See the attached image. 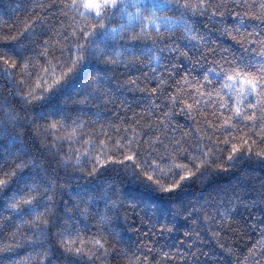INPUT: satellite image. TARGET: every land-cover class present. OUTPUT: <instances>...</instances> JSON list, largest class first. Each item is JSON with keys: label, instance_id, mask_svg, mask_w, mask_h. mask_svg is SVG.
Instances as JSON below:
<instances>
[{"label": "snow or ice", "instance_id": "obj_1", "mask_svg": "<svg viewBox=\"0 0 264 264\" xmlns=\"http://www.w3.org/2000/svg\"><path fill=\"white\" fill-rule=\"evenodd\" d=\"M62 8L70 24H61L55 39L36 17L0 36V77L13 83L22 105L0 104V220L15 224L0 241V264H51L53 257L57 264H222L221 253L237 255V264H264V180L257 189L243 179L246 170L207 197L186 194L245 161L264 169V0H64ZM206 15L243 54L211 61L199 77L190 65L177 79L173 57L214 52L215 41L197 26ZM254 22L261 32L251 40ZM179 41H187L183 50ZM117 70L133 75L120 82ZM129 89L146 101L130 119L92 111ZM33 124L44 133L43 150L59 156L63 178L28 148ZM73 176L83 183L72 188ZM257 213L260 239L249 241L240 259L230 237L255 228ZM132 231L139 244L130 241ZM21 243L30 252L13 255Z\"/></svg>", "mask_w": 264, "mask_h": 264}, {"label": "trees", "instance_id": "obj_2", "mask_svg": "<svg viewBox=\"0 0 264 264\" xmlns=\"http://www.w3.org/2000/svg\"><path fill=\"white\" fill-rule=\"evenodd\" d=\"M63 3L64 0H0V29H3V31H0V36L14 35L17 31H19L24 23H26L32 17H36L37 27L40 28L42 26L43 29H45L53 39H55V32L60 30V25L64 24L65 27H68V25L70 24V21L65 14V10L62 8ZM34 4L37 5L35 9H33ZM50 5H55V7H51ZM231 19L232 18L229 16L228 20L231 21ZM254 23L257 26L255 28V33L251 34L249 37L251 40L258 39L259 36L257 34L261 32V28L258 26V22ZM197 26L202 29V32L205 35L206 39H208L209 41H215V44H209V47H212L214 49V52L210 56L204 55L203 58H201V54L204 50L203 48H198L189 51V57H191V59L184 56L173 57L170 63L174 66L177 79L183 76L186 70H189L190 65L192 66L190 69L192 75L199 77L201 75L202 67L214 66L211 64V61L217 60L219 58L231 60L236 56L243 54L240 45L232 41L231 38L227 35H221L217 31V24L215 19L210 20L206 15L205 17L200 18V22ZM8 28H11V31H8ZM248 32L252 33V29L249 28ZM0 43H2V41H0ZM179 43L182 50L187 45V41H179ZM248 52L251 53V49H248ZM165 55H167V53H165ZM194 61H199V64H195ZM41 64H43V61H41ZM18 71L19 69H17V72ZM140 71H150V69L141 68ZM172 72L173 69L170 68L168 74L171 75ZM131 75H133L131 71L127 73V76ZM127 76L121 75L120 71L117 70V74L115 77H113V79H119L120 82H123L125 79H127ZM32 77H35V73H32ZM21 88H25V85H21ZM17 91L18 90L14 88L13 83L7 81V79L4 77H0V104H3L4 100L7 99L11 105L17 108L21 107L22 105L17 97ZM168 91L170 92L171 89H169ZM141 96L142 93H140L138 90L132 91L131 89H129L127 91H124L123 96H119L117 94V98L115 99L114 104L119 105V110L114 106L113 103H108L107 105H105L103 102H101L97 106V108L93 109L92 111L103 109L101 115L105 119L110 118L112 113H117L118 117H127L130 119L132 117V113L137 111L138 108H141L146 103L145 100L140 99ZM121 101H123V104L121 103ZM156 102L159 103L160 101ZM92 103L95 104L96 101L93 100ZM124 104H127L130 110H125L123 107ZM163 111L164 109L162 108L160 110L161 115L163 114ZM20 115L24 116L25 113L20 112ZM27 115L30 117L32 113L29 111ZM88 116L90 119L95 120V117L92 116L91 112L88 113ZM175 119L176 122L178 124H182L184 128L188 127V120L185 116L176 113ZM101 122V120H96L97 124ZM40 123L43 124L44 122L41 121ZM113 123H115V121H113ZM89 127H91V125H89ZM34 129V124L29 125L26 129L25 139L28 148L33 154L40 157V159L44 161V165L48 169L50 174H53L54 177L63 178L65 176V170L63 169V167L58 166L59 156H53L51 153L43 150L44 133H37ZM63 132L64 130H60L56 133V135H62ZM51 141L52 133H49L48 142ZM67 147V142H65L64 147L61 148V151H66ZM74 147H78V145H75ZM246 170L249 174L244 176L243 179H245L249 184H252L254 182L258 189L260 180H264V169H262L260 165L255 164L254 162L245 161L243 163V167L235 168L231 173L212 176L203 182L194 183L186 189V194L189 199H196L197 197H207L208 195L213 194L212 189L216 187H228L230 183L234 182L236 178L240 177L241 173H245ZM69 171H71V169H69ZM253 178H255L254 181ZM60 182L67 183L68 181L66 179H61ZM77 183H83V181H77L74 176L71 177V187L75 188ZM63 199H68V197L64 196ZM60 207H63L62 201L60 203ZM2 215L6 216L7 213H3ZM244 215H246V213ZM134 220L135 222L129 225L133 229H135L139 224L138 219L134 218ZM259 220L260 217L257 213L255 228H250V230L246 233L238 232L235 238L230 237V239L232 240L231 247L237 250L240 259L243 258V254L247 251V248L251 247V243L249 241L255 242L256 240L260 239L261 231L259 227ZM13 227H15L14 223L12 224V227H5L2 220H0V229H2V231H0V241L4 240V238L8 236ZM233 227H236V225H233ZM52 231L54 233L55 228H53ZM139 231L143 232L144 229L140 228ZM24 232L25 229L21 228L17 234V239L23 236ZM207 232L208 229L206 225L205 230L201 233L204 236L205 240L209 239ZM128 237L130 241H134L137 244L140 243V239L137 238L136 231L129 232ZM176 239L178 240L179 237H176ZM227 246L228 245H226V247ZM19 248L22 250H18L17 248L13 249V255L24 257L30 252V249L28 247H25L23 243L20 244ZM2 255L3 253H0V256ZM221 255L225 256V260L222 262V264H237V255L228 256L224 253H221ZM6 258L10 259L11 257ZM208 259V257L201 256L202 262L207 261ZM216 259L219 260L220 257L217 256ZM51 264H57L55 257L52 258ZM113 264H116L114 259ZM253 264H255V261L253 262Z\"/></svg>", "mask_w": 264, "mask_h": 264}]
</instances>
